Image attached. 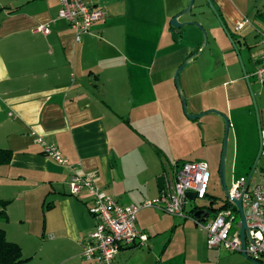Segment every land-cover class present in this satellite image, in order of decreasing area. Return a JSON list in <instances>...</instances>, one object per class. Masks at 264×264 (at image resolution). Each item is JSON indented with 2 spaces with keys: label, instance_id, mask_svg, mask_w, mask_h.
<instances>
[{
  "label": "crops",
  "instance_id": "crops-1",
  "mask_svg": "<svg viewBox=\"0 0 264 264\" xmlns=\"http://www.w3.org/2000/svg\"><path fill=\"white\" fill-rule=\"evenodd\" d=\"M86 2L104 17L76 41L69 24L58 19L59 0H0V148L13 153L11 163L0 167V200L10 202L7 239L34 240L26 264L35 259L37 264H96L81 257V245L96 225L88 214L90 199L70 195V172L42 153L37 138L56 145L69 163L80 165L82 174L124 205L160 196L158 178L165 177L168 186L183 159L202 148L191 121H185L187 130L178 128L174 113L173 75L195 47L184 42L183 31L176 37L171 20L188 0ZM211 2L233 39L251 48L254 77L263 52L264 0ZM239 22L246 24L237 31ZM42 25L48 34L37 31ZM236 62L226 60L222 71L199 78L194 91L183 86L187 100L195 102L191 115L214 109L232 119L249 108L242 100L249 101L250 76H242ZM209 94L210 100L204 98ZM219 94L224 110L215 98ZM259 96L264 138V93ZM146 121L151 137L129 146L133 124ZM133 149L141 160L132 157ZM134 160H149L147 170L139 171ZM27 224L33 228L25 230ZM137 229L147 235L138 218ZM134 247L121 250L115 264L127 261ZM208 261L197 257L184 264Z\"/></svg>",
  "mask_w": 264,
  "mask_h": 264
},
{
  "label": "rangeland",
  "instance_id": "rangeland-1",
  "mask_svg": "<svg viewBox=\"0 0 264 264\" xmlns=\"http://www.w3.org/2000/svg\"><path fill=\"white\" fill-rule=\"evenodd\" d=\"M189 1L190 0H188L186 7L182 11L187 8ZM161 7L163 8L162 5ZM179 21L181 23L200 24L207 35V46L200 56L188 62L179 72L183 63L173 75L172 87L178 105L174 112L177 127H185L187 130L188 125H190L185 122L190 120L187 115H191L190 108L195 107L193 106L195 102L193 103L187 100L183 86L194 91L197 89V80L199 78L208 79L210 74L222 71L225 65L224 62L226 60L230 61V59L234 62L237 60V62L234 63V67L237 69V65L239 66L242 76H244V71L249 73L252 93L259 112V105L257 102L260 100L259 95L264 93V85L259 84L252 76L253 74H251L253 70L249 67L248 62V58L251 56V48L240 45L236 39L234 40L235 49L222 25L219 23L215 13L207 3V0H195L191 13L182 16ZM174 30L177 33L176 37H179V32L183 31L184 42H190V44L195 47V53L192 57L203 47L204 35L200 29L194 26H186L182 29ZM253 49L252 47V51ZM177 72H179L178 83L186 101L185 106L182 103L181 94L178 91L174 79ZM211 95L212 94L203 96L210 100L212 98ZM215 98L218 101L219 107L224 110L226 108L225 99L220 96V94ZM242 101H245L249 108L247 110H240L241 112L239 115H235L232 119L228 115H223L221 112L212 109L204 111L203 113L210 111H216L217 113H209L202 118L190 120L192 123L191 125L196 128L200 138H202V148H200L201 150L194 149L195 153H192V157L185 158L183 161L201 160L207 165L211 176L207 197L198 199L194 203H189L186 208L187 212H191L195 207H212L213 209L219 210L227 204L219 175L221 152L225 135V118L230 122L226 158L227 187L231 188L232 184L235 181H239L241 178L248 180L249 176L252 174V169L258 158L261 147L259 123L251 95L249 101L248 99ZM196 103L199 104L198 101ZM133 119L135 118L133 117ZM148 123L149 122L146 121L133 124V127L130 129L132 130V134L129 146L135 148L138 143L145 140V137H151L153 129ZM195 132L196 131L193 129V136H195ZM137 153V149H133L132 157L141 160ZM134 162L138 163L139 171H146L149 165V160L146 163L143 161L139 163L135 160ZM262 183H264V147L262 148V153L255 171L252 174L249 190L252 191L257 185ZM158 197L149 200L154 201ZM210 198H214L216 202L211 204ZM122 204L124 205L123 201ZM239 222L240 216H238L236 220V223ZM4 223L5 222L0 221V228H8ZM138 224L144 229L149 240L145 246H137L129 250V259L120 264H126V262L127 264H157L159 260H168L171 264H184V260L189 261L197 257L207 258V256L209 258L207 264H254L241 254H232L225 250H210L207 246L205 231L190 219L184 220L175 218L158 209H144L138 215ZM30 226L33 228L32 225L27 224L25 230ZM8 240L17 244H25V241L11 236ZM32 242H34V240L26 241L27 244L23 245L24 260L28 259L31 254H34L35 249L32 247L34 246ZM38 261V259H35L31 264H37Z\"/></svg>",
  "mask_w": 264,
  "mask_h": 264
},
{
  "label": "built area",
  "instance_id": "built-area-1",
  "mask_svg": "<svg viewBox=\"0 0 264 264\" xmlns=\"http://www.w3.org/2000/svg\"><path fill=\"white\" fill-rule=\"evenodd\" d=\"M58 19L66 21L80 41L90 33L93 25L103 19V12L88 5L86 0H59ZM245 22H239L236 30L240 31ZM37 31L48 34L47 25L40 26ZM263 52L260 64L254 73L256 81L264 85V31L259 33ZM36 142L42 147V153L65 166L70 172V195L80 197L86 195L90 199L89 213L96 221L94 231L81 245V257L91 263L115 264L121 250L132 246H144L147 235L137 229L138 214L144 209H158L180 219L194 221L206 233L207 246L210 249L225 250L229 253H245L248 260L264 264V183L257 185L252 191L250 181L241 178L229 188L230 195L242 201L246 220V249L242 250L240 237L241 221L236 223L239 213L232 202L205 222L198 221L193 211L186 208L192 203L188 193H194L196 200L207 197L210 183V172L203 162H183L176 172L174 181L167 186L156 200H147L140 205H123L114 196L108 194L97 182L81 173L80 165L66 160L56 145L47 143L39 137ZM262 147L264 138L262 137Z\"/></svg>",
  "mask_w": 264,
  "mask_h": 264
},
{
  "label": "water",
  "instance_id": "water-1",
  "mask_svg": "<svg viewBox=\"0 0 264 264\" xmlns=\"http://www.w3.org/2000/svg\"><path fill=\"white\" fill-rule=\"evenodd\" d=\"M194 3H195V0H190L187 8L184 11H182L180 14L176 15L171 20V27H173L174 29H182V28H184L186 26H194V27L200 29L202 31L203 35H204L203 47L195 54V56L191 57L189 60L184 62V64L180 68L179 72L183 69V67L185 65L188 64V62L193 61L195 58L200 56L202 54V52L206 49V46H207V35H206V32L203 30V28H202V26L200 24H196V23H181L179 21V19L182 16L191 13V11H192V9L194 7ZM207 3L209 4L211 9L215 13L219 23L222 25L225 33L228 35L232 45L235 47V42H234V39H233L232 35L227 31V29L224 26L220 16L218 15L217 11L215 10L212 2L210 0H207ZM235 49H236V47H235ZM179 72L176 73L174 79L176 81V85H177L178 91L181 94L182 103L185 106L186 105V101H185L184 95L182 94L180 85L178 83V74H179ZM244 74H246L245 71H244ZM247 84H248V87H249V90H250L251 97L253 99V103H254V106H255V109H256L257 119H258V123H259V116H258L257 106H256V102H255V99H254V96H253V93H252L251 85H250V82L248 81V79H247ZM185 112L187 114L186 109H185ZM209 113H217V112L216 111H210V112H206V113H202V114H198V115H187V116H188V118L190 120H196V119L202 118L203 116H205V115H207ZM259 133H260L261 147H260L258 158H257V160H256V162H255V164L253 166L252 174L255 171L256 165H257L258 160H259V158L261 156L262 148H263L262 147V131H261L260 125H259ZM229 134H230V122H229V120L227 118H225V135H224L223 147H222V152H221L219 175H220V182H221V185H222V189L224 191V194H225V197H226L227 201L232 202V204L235 206V208L237 209V211L239 213V216H240V221H241L240 237H241V241H242V250L244 251L246 249V230H247V226H246V220H245L244 210H243V206H242V201L241 200H237V199L233 198L230 195L229 188L227 187V184H226V158H227V152H228ZM252 174L249 176L248 182L250 181V179L252 177ZM158 186H159V191L161 193L165 194L166 191H167V185H166L165 177L162 176V177L158 178ZM187 196H188V198L190 199V201L192 203L195 202L196 195L194 193H192V192L188 193ZM194 210H195L194 211V217L198 221L205 222L208 219L209 214H208L207 209L201 208V209H194ZM242 256L247 259L245 253H242ZM253 263L254 264H259V263H256V262H253Z\"/></svg>",
  "mask_w": 264,
  "mask_h": 264
},
{
  "label": "trees",
  "instance_id": "trees-1",
  "mask_svg": "<svg viewBox=\"0 0 264 264\" xmlns=\"http://www.w3.org/2000/svg\"><path fill=\"white\" fill-rule=\"evenodd\" d=\"M12 155V151L0 148V167L9 165L12 160ZM210 199L212 202L211 204L216 202L214 198ZM9 204V201L0 200L1 222L6 223L8 221L6 210ZM213 211L216 214L218 209H213ZM25 261L26 260L23 259L22 248L17 243L9 241L7 239L6 231L3 228H0V264H23Z\"/></svg>",
  "mask_w": 264,
  "mask_h": 264
},
{
  "label": "flooded vegetation",
  "instance_id": "flooded-vegetation-1",
  "mask_svg": "<svg viewBox=\"0 0 264 264\" xmlns=\"http://www.w3.org/2000/svg\"><path fill=\"white\" fill-rule=\"evenodd\" d=\"M202 208H203V207H202ZM204 208H205V207H204ZM205 209H207V211H208V214H209V217H208V218H210V217H212V216L215 215V213H214V211H213L212 208H205Z\"/></svg>",
  "mask_w": 264,
  "mask_h": 264
}]
</instances>
